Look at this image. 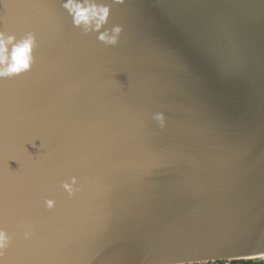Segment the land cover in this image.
<instances>
[{
	"label": "water",
	"instance_id": "1",
	"mask_svg": "<svg viewBox=\"0 0 264 264\" xmlns=\"http://www.w3.org/2000/svg\"><path fill=\"white\" fill-rule=\"evenodd\" d=\"M65 2L0 0L37 42L0 78V259L264 256V0H87L99 27Z\"/></svg>",
	"mask_w": 264,
	"mask_h": 264
},
{
	"label": "clouds",
	"instance_id": "2",
	"mask_svg": "<svg viewBox=\"0 0 264 264\" xmlns=\"http://www.w3.org/2000/svg\"><path fill=\"white\" fill-rule=\"evenodd\" d=\"M63 6L73 16L75 25H89L93 20H96V25L99 27L108 19L110 13L108 6L89 3L87 0H84V2H81V0H66ZM120 30L119 27L115 29L117 33ZM101 39L110 40V42L114 43L116 37L109 38L105 34L101 36ZM15 40L16 37L14 35H8L6 32L0 31V78L28 71L35 61L34 50L37 43L35 36L29 34L19 42L13 43ZM10 44L12 45L11 53L9 52ZM73 182H75V179ZM65 187L71 190L70 185L65 184ZM47 203L51 207L54 202L49 200ZM9 239L7 231L0 228V257H3V250L9 246ZM0 264H6V261L0 259Z\"/></svg>",
	"mask_w": 264,
	"mask_h": 264
},
{
	"label": "built area",
	"instance_id": "3",
	"mask_svg": "<svg viewBox=\"0 0 264 264\" xmlns=\"http://www.w3.org/2000/svg\"><path fill=\"white\" fill-rule=\"evenodd\" d=\"M235 259H223V260H211V261H200L190 263H175V264H234Z\"/></svg>",
	"mask_w": 264,
	"mask_h": 264
},
{
	"label": "trees",
	"instance_id": "4",
	"mask_svg": "<svg viewBox=\"0 0 264 264\" xmlns=\"http://www.w3.org/2000/svg\"><path fill=\"white\" fill-rule=\"evenodd\" d=\"M234 264H264V260H259V259H236L233 260Z\"/></svg>",
	"mask_w": 264,
	"mask_h": 264
},
{
	"label": "rangeland",
	"instance_id": "5",
	"mask_svg": "<svg viewBox=\"0 0 264 264\" xmlns=\"http://www.w3.org/2000/svg\"><path fill=\"white\" fill-rule=\"evenodd\" d=\"M255 259L264 260V256L258 257V258H255Z\"/></svg>",
	"mask_w": 264,
	"mask_h": 264
}]
</instances>
